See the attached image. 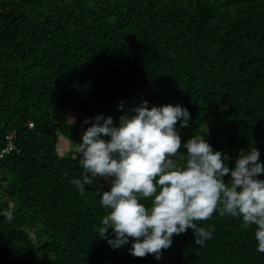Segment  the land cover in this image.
Wrapping results in <instances>:
<instances>
[{
    "label": "trees",
    "instance_id": "trees-1",
    "mask_svg": "<svg viewBox=\"0 0 264 264\" xmlns=\"http://www.w3.org/2000/svg\"><path fill=\"white\" fill-rule=\"evenodd\" d=\"M143 101L187 108L182 145L206 135L229 168L251 147L264 164V0H0V148L15 145L0 161V211L13 210L0 264H264L255 226L218 211L196 221L212 231L203 246L189 229L160 260L98 237L110 187L70 183L75 144L96 116L118 125Z\"/></svg>",
    "mask_w": 264,
    "mask_h": 264
},
{
    "label": "clouds",
    "instance_id": "clouds-1",
    "mask_svg": "<svg viewBox=\"0 0 264 264\" xmlns=\"http://www.w3.org/2000/svg\"><path fill=\"white\" fill-rule=\"evenodd\" d=\"M147 105L143 101L132 114L122 115L118 125L111 116H96L75 144L80 175L70 183L83 194L97 178L110 182L109 190L100 195L107 214L98 237L113 249L131 243L134 257L152 254L160 260L173 236L189 229L195 244L203 246L212 231L196 221L208 220L218 211L242 218L244 227L254 225L256 251L264 253V179L257 178L264 173V164L259 150H240L229 168L227 156L214 151L206 135H191L182 145L177 122L181 128L189 127L186 107ZM181 147L186 151L179 152ZM0 215L11 222L13 210Z\"/></svg>",
    "mask_w": 264,
    "mask_h": 264
},
{
    "label": "built area",
    "instance_id": "built-area-1",
    "mask_svg": "<svg viewBox=\"0 0 264 264\" xmlns=\"http://www.w3.org/2000/svg\"><path fill=\"white\" fill-rule=\"evenodd\" d=\"M29 126H32V123L29 124ZM13 138H14V134H7L5 136V144L2 148H0V161L9 153H11L12 151H14L15 149V145L13 143ZM223 156H227L226 154H224ZM227 158H229L227 156Z\"/></svg>",
    "mask_w": 264,
    "mask_h": 264
},
{
    "label": "rangeland",
    "instance_id": "rangeland-1",
    "mask_svg": "<svg viewBox=\"0 0 264 264\" xmlns=\"http://www.w3.org/2000/svg\"><path fill=\"white\" fill-rule=\"evenodd\" d=\"M177 130H178V126H177ZM62 136H60V138L57 141V150H58V154L62 155L64 152L68 151L69 149V141L65 139V141H63L61 139ZM105 182L107 183V185L110 187V182L108 179H105ZM35 233H31L30 234V238L33 239L34 238Z\"/></svg>",
    "mask_w": 264,
    "mask_h": 264
},
{
    "label": "crops",
    "instance_id": "crops-1",
    "mask_svg": "<svg viewBox=\"0 0 264 264\" xmlns=\"http://www.w3.org/2000/svg\"><path fill=\"white\" fill-rule=\"evenodd\" d=\"M59 138H60V137H59ZM62 138H63V137H61V139H62ZM62 140L65 141V138H63Z\"/></svg>",
    "mask_w": 264,
    "mask_h": 264
}]
</instances>
